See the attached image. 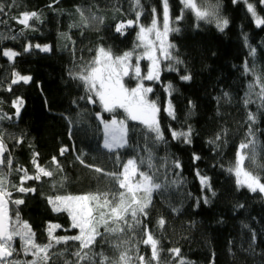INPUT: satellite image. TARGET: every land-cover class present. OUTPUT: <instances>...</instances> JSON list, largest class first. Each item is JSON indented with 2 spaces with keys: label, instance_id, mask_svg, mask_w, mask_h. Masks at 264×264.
<instances>
[{
  "label": "trees",
  "instance_id": "obj_1",
  "mask_svg": "<svg viewBox=\"0 0 264 264\" xmlns=\"http://www.w3.org/2000/svg\"><path fill=\"white\" fill-rule=\"evenodd\" d=\"M140 2L143 5L140 23L150 24L153 8L162 21V0ZM168 2L172 26L179 28L178 32L169 33L168 42L175 45L173 54L183 63L176 65L179 71L175 72L163 70L165 64L170 63L164 61L160 82L144 81L153 88L149 99L157 100L160 105V123L167 143H154L153 134L143 125L128 121V146L118 150L120 162L146 157V149L153 153L156 168L152 171L156 181L165 187L153 193L145 224L160 240L162 264H178L180 258L187 264H264V194L250 192L246 187L238 188L235 176L227 170L245 139L249 112L257 116L258 122L253 126L258 140L257 164L264 166V108L258 107L255 95L252 96L254 103H244L248 85L254 81L253 74L245 72L246 62L264 83V26L256 27L246 4L239 0L236 3L207 0L208 4L218 3L219 14L228 19L229 25L223 32L215 23L198 21L191 11H184L181 0ZM0 3L4 5V12L0 13V33L16 37L0 40V114L10 118L0 120V135L12 153L13 168L23 166L33 174L34 153L39 154L36 159L41 166L54 168L52 158L56 157L63 168V172H58L51 180L41 177L40 181H26L24 186L35 187V194L12 189L13 199L24 200L18 206L21 219L35 232L36 242L44 244L50 223L61 226L55 230L56 236L78 234V229L64 231L70 229L71 219L67 212H54L48 197L117 190V185L104 172H119L121 167L116 153L103 146L104 128L97 118L99 114L110 121L112 114L104 112L99 102L89 103L86 86L70 73L80 72L100 47L111 49L114 56L133 49L138 43V29L126 27L123 34L115 29L120 23L135 20V6L132 0H59L58 3L55 0H0ZM248 3L264 17V4L259 0H248ZM77 8L83 9L88 17L102 18L103 22L93 21L87 28L72 27L80 24ZM32 11L41 14V21L29 22L34 30L25 29L13 19ZM182 12L183 18L176 22ZM62 34L70 36L71 41L63 39ZM29 44L33 48L25 51ZM36 44L50 46L51 51H40L34 47ZM249 45L256 50L255 57L249 55ZM4 50L19 55L10 60L2 55ZM132 63H136V58ZM141 66L143 75L148 70V62L142 59ZM14 72L31 76V82L12 85ZM185 74H191V81L180 79ZM124 83L129 88L136 86L131 72L129 77H124ZM169 83L175 89L170 97L175 119L164 111L169 99L165 87ZM9 87L11 91L7 90ZM17 97L24 100L19 117L15 116L12 106ZM117 118H123V110H118ZM189 126L191 144L172 139L170 128L187 131ZM217 134H221V139L215 144L209 143ZM21 139L23 142L17 143ZM62 148L67 149L63 155ZM194 154L200 159L194 160ZM165 158L167 164L161 167ZM172 161H179L181 169L174 168ZM245 163L247 166L248 162ZM85 165L103 171L98 173L94 167ZM141 170L149 171L146 165L141 166ZM197 171L209 178L211 191L202 189ZM253 171L258 172L264 182V167L253 166ZM20 175L22 173L13 171L8 179L18 184ZM179 180L183 182L173 183ZM60 181L63 187L59 186ZM53 183H57L55 189ZM204 196L209 203H204ZM9 207L14 209L15 206ZM160 218L165 220L163 228L157 224ZM142 230H136V240L141 238ZM100 231L103 232V228ZM126 238L131 239V236ZM113 242H118L116 236L110 237L109 242L98 238L96 250L115 259L119 252L112 247ZM16 247H20L19 238ZM129 247H135V240ZM139 247L140 254L150 259V246L141 244ZM172 248L180 249V258L170 254ZM19 258L32 259L23 255ZM64 259L72 257L66 254L57 259L56 264H63ZM133 264L138 261L134 260Z\"/></svg>",
  "mask_w": 264,
  "mask_h": 264
},
{
  "label": "snow or ice",
  "instance_id": "obj_2",
  "mask_svg": "<svg viewBox=\"0 0 264 264\" xmlns=\"http://www.w3.org/2000/svg\"><path fill=\"white\" fill-rule=\"evenodd\" d=\"M56 3L59 0H55ZM238 0H233V3ZM247 6V11L251 14L256 27L264 26V17L258 15L254 5L248 3V0H242ZM264 4V0H259ZM134 4L135 20H127L126 23H120L116 27V31L123 34L126 27L135 26L137 31L138 43L131 51H126L121 55H113L111 49L103 47L98 48L97 55L87 64L82 67V70L77 73H70L74 79L80 80L86 86V92L89 94L87 100L89 103H97L101 105L104 112L112 114L110 121L104 120L102 115L97 116L104 126V148L109 152L116 153V161L120 164L121 171L119 172H104V175L117 185L116 191H104L87 193L83 195H56L48 197V203L52 206L54 212H67L71 219V229H78V234L56 236V229L61 226L59 224H49L47 229V243L40 244L36 242L35 232L31 226L23 221L19 214V205L24 203L22 198L13 199L14 189L19 193L35 194L36 188L29 186L25 187V182L29 180L40 181L41 177H48L50 180L56 176L58 172H63V168L57 161L56 157L52 158L54 168H47L38 163L36 157L38 153L33 154L31 161L34 167V173L29 174L28 170L21 167L13 168L12 153L5 143L3 135H0V264H56V260L70 255L72 259H64L63 264H133V261H138V264H162L160 253L163 249L160 247V240L153 232L148 230L145 219L149 215L147 209L152 203L153 193L161 190L162 183L155 179L156 168L153 163V153L151 149H146V157L129 158L126 162L121 163L118 150L128 146V121H137L145 127L148 133L153 134L154 143H167L164 135V130L161 128L160 112L161 108L157 100H150L148 93L153 91L152 87H146L144 81L160 82L161 64L164 61L170 63L165 64L163 70L178 72L176 67L182 64L180 60L173 54L175 45L168 42L170 32H178L179 28L173 27V21L170 16L168 0H162V24L156 16V9H152V19L149 25L145 26L140 23V17L143 15V5L140 0H132ZM184 11H191L198 21L206 23H215L216 27L223 32L229 25L227 18L219 14V4H208L207 0H181ZM80 16V24L72 25V27L81 26L87 28L93 21L99 20L100 17H88L81 8L76 10ZM4 12V5L0 3V13ZM183 18V12L176 17V22ZM17 22L24 26L25 29H32L33 25L30 21H41V14L32 11L24 12L20 17H13ZM4 38L16 39V37H5L0 33V40ZM62 38L71 41V37L67 34H62ZM247 43V37L245 36ZM74 44V41H73ZM35 48L40 49L45 53L51 51L50 46H41L36 44ZM33 48L29 44L25 51ZM142 49V51H139ZM2 55L10 60L19 55V53L11 50H4ZM249 55L255 57L256 50L249 45ZM133 56L136 57V63H132ZM147 59L149 67L145 74L142 75L139 61ZM136 81L135 87H127L124 83V77H129ZM245 72H251L254 76V81L249 83L248 92L246 93L245 105L254 103L252 96L255 95L258 100L259 108H264V83L261 82V77L253 69H249L247 62L245 63ZM11 84L18 83L28 84L32 77L21 75L18 72L13 73ZM181 80L191 81V74H185L180 77ZM258 89V91L256 90ZM11 91V87L7 89ZM175 89L169 83L165 87V91L169 96L164 111L169 117L175 119V110L171 103V95ZM228 97V94H224ZM2 103V101H0ZM24 105L23 98L17 97L12 101V106L15 108V116L19 117L21 109ZM194 107V105H192ZM118 110H123V118H117ZM10 119L4 114H0V120ZM249 122L248 131L245 139L241 141L236 152V157L231 166L227 169L236 178L238 188L246 187L250 192H259L264 194V182L258 172L253 171V166L264 167L257 164V148L258 140L253 126L258 122L256 114L249 112L247 116ZM71 123V121H70ZM171 131L172 139L181 140L185 144L192 142V129L189 126L187 131ZM2 132V129H0ZM226 134V133H225ZM221 139V134H217L215 140L209 143L215 144ZM22 139L17 143H22ZM219 146V145H217ZM67 149H61V155ZM81 164L84 160L77 157ZM200 157L194 154V160H199ZM248 162L247 166L245 162ZM167 164V159L161 167ZM146 165L149 171H142L141 166ZM172 166L176 169H181L179 161H172ZM85 167L93 168L92 165ZM96 172L103 170L94 167ZM158 171V169H156ZM17 174L22 173L19 177V183L12 182L8 177L12 172ZM151 172V174H150ZM199 178L202 189L206 188L211 191L210 180L207 176L196 172ZM137 177H139L137 179ZM66 179V177L64 178ZM182 180L173 181V183H182ZM60 187H63V181L58 182ZM55 189L57 183H53ZM215 196V192L212 191ZM205 204L209 203L207 196L203 197ZM199 203V201L197 202ZM10 205L15 206L10 209ZM15 215H12V212ZM158 227L163 228L165 220L160 218L157 221ZM103 228V232L100 229ZM143 229L140 232L141 238L136 240V230ZM116 236L118 242H113L112 247L115 248L119 255L112 259L102 251L96 250L97 239L102 242H109L110 237ZM131 236V239L126 238ZM20 240V247H16V239ZM132 240H135V247H129ZM73 242L71 245L69 242ZM150 246L151 256L146 260L145 256L140 254V245ZM63 245V248L58 246ZM173 257L180 258V249L172 248L169 250ZM135 255H132V253ZM32 257V259L21 260L19 257ZM56 258V259H54ZM170 264V262H165ZM178 264H187L180 258Z\"/></svg>",
  "mask_w": 264,
  "mask_h": 264
},
{
  "label": "rangeland",
  "instance_id": "obj_3",
  "mask_svg": "<svg viewBox=\"0 0 264 264\" xmlns=\"http://www.w3.org/2000/svg\"><path fill=\"white\" fill-rule=\"evenodd\" d=\"M239 1H242V0H239ZM161 22V24H162V21H160ZM134 58H136L135 56H133V58L132 59H134ZM144 60H146L147 62H148V67H149V61L147 60V59H144ZM141 61L142 60H140L139 61V64H140V68H141V73H142V66H141ZM149 82H151V81H149ZM146 87H148L147 85H145ZM149 94L150 93H148V98H149ZM103 128H104V126H103Z\"/></svg>",
  "mask_w": 264,
  "mask_h": 264
}]
</instances>
